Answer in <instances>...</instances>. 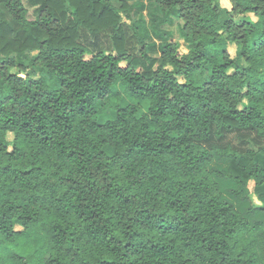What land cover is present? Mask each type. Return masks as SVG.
<instances>
[{
  "label": "trees",
  "instance_id": "obj_1",
  "mask_svg": "<svg viewBox=\"0 0 264 264\" xmlns=\"http://www.w3.org/2000/svg\"><path fill=\"white\" fill-rule=\"evenodd\" d=\"M228 2L0 0V264H264V0Z\"/></svg>",
  "mask_w": 264,
  "mask_h": 264
},
{
  "label": "rangeland",
  "instance_id": "obj_2",
  "mask_svg": "<svg viewBox=\"0 0 264 264\" xmlns=\"http://www.w3.org/2000/svg\"><path fill=\"white\" fill-rule=\"evenodd\" d=\"M143 1H146V0H143ZM219 2H220V5L223 8H227V9L230 8V4H229L228 0H219ZM29 12H30V16H33L32 12L31 11H29ZM144 16H146L145 11H144ZM250 18L252 20H255V18L253 16H250ZM169 30L172 32V37H173L172 41L177 42L179 44L180 52H183V53L186 52L185 45L182 42V40L180 39V37H179L178 31H177V27L174 25L171 28H169ZM152 41H155L157 44L159 43V40H157L156 38H153ZM227 49H228V52L231 55V57H233L235 55V47L233 45H228ZM12 72L16 73L17 70H12ZM111 117H112V114L109 111H106L104 114L100 115L98 118H99L100 122H105L107 119H109ZM227 164H228L227 161H222V162H218V163L214 164V166L216 168H219V169H226L227 168ZM249 189H250V192H251L250 196H249L251 204L254 207H261L263 202L260 201V199H259L260 197H258V196H256L254 194V192H253V190H254L253 183L249 184ZM261 196H263V199H264V194L261 195Z\"/></svg>",
  "mask_w": 264,
  "mask_h": 264
}]
</instances>
